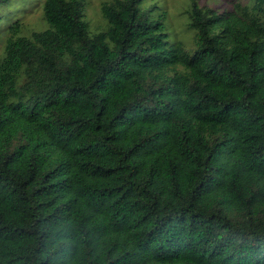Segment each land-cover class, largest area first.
Segmentation results:
<instances>
[{
  "label": "trees",
  "instance_id": "obj_1",
  "mask_svg": "<svg viewBox=\"0 0 264 264\" xmlns=\"http://www.w3.org/2000/svg\"><path fill=\"white\" fill-rule=\"evenodd\" d=\"M152 1L6 40L0 264H264V0H187L186 42Z\"/></svg>",
  "mask_w": 264,
  "mask_h": 264
},
{
  "label": "rangeland",
  "instance_id": "obj_2",
  "mask_svg": "<svg viewBox=\"0 0 264 264\" xmlns=\"http://www.w3.org/2000/svg\"><path fill=\"white\" fill-rule=\"evenodd\" d=\"M44 0H11L7 5H0V58L4 54L6 40L11 34L29 37L32 32L45 30L47 24L43 17L42 5ZM110 0H84L85 20L90 33L99 32L106 28V22L100 13L102 2ZM203 8L223 14L231 11L237 0H197ZM245 5L247 0H240ZM154 3L145 0L144 5L149 7ZM156 13L164 12L172 38H179L184 42L191 37L185 29L183 11L187 7V0H155ZM18 28V31L15 30ZM14 30V31H13ZM13 32V33H12Z\"/></svg>",
  "mask_w": 264,
  "mask_h": 264
}]
</instances>
